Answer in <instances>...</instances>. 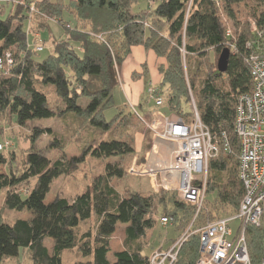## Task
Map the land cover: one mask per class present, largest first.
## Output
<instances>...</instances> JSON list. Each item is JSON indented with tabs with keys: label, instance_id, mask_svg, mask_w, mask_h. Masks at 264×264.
Here are the masks:
<instances>
[{
	"label": "trees",
	"instance_id": "16d2710c",
	"mask_svg": "<svg viewBox=\"0 0 264 264\" xmlns=\"http://www.w3.org/2000/svg\"><path fill=\"white\" fill-rule=\"evenodd\" d=\"M8 8L9 14L0 16V59L7 65L5 57L10 52L14 62L0 70V129L6 117L20 126L34 120L72 119V130H78L74 124L80 121L98 136L79 155L52 159L47 149L37 147L38 141L48 135V147L65 152L64 135L52 126L35 125L22 152L0 150L4 167L0 191L6 189L0 210V264L18 257L22 249L32 264H63V253L76 247L82 258L73 264H150L156 249L151 236L149 244L141 239L148 231L152 234L158 221L173 226L178 236L157 249L170 248L187 229L198 207L180 199L176 191L162 188L159 193L122 194L111 184L113 178L125 176L123 160L135 151L128 139L135 108L118 106L115 90L121 67L136 45L152 49L166 61L159 64L162 78L156 86L164 112L189 120L192 91L200 117L220 148L209 163L204 201L210 209L207 213L202 205L195 222L206 220L202 227L221 218L211 215L220 205L231 209L226 216L238 211L245 188L238 175L240 142L234 121L240 96L254 88L248 58L257 52L264 55V0H146V6L139 0H19L0 8V15ZM34 15L56 20L66 33L54 39L52 53L43 60L36 59L38 50L28 38ZM48 24L46 20L40 27ZM226 47L230 60L228 69L221 72L218 56ZM112 108L117 114L107 119L106 111ZM117 128L120 135H113ZM89 155L107 159L104 173L73 199L57 194L47 201L53 181L73 172ZM4 209L34 210L35 214L7 221ZM93 215L98 218L95 233L79 235L81 222ZM163 216L172 222L164 225ZM195 222L174 264L197 263L201 227ZM119 224L125 225L124 247L112 251L111 238ZM47 238L53 241L52 247L45 243ZM246 238L252 264H260L264 214L259 225H247Z\"/></svg>",
	"mask_w": 264,
	"mask_h": 264
},
{
	"label": "built area",
	"instance_id": "2783aa9c",
	"mask_svg": "<svg viewBox=\"0 0 264 264\" xmlns=\"http://www.w3.org/2000/svg\"><path fill=\"white\" fill-rule=\"evenodd\" d=\"M252 28L255 29L254 22ZM227 33H231L230 27ZM42 49V46L37 47V50ZM5 59L7 65L0 59V70L13 65L10 52ZM248 59L254 88L240 96L234 121L240 142L238 175L245 188L244 196L235 214L208 222L197 230L201 255L196 264H252L246 227L259 225L264 214V55L257 52ZM147 92L157 107L147 116L136 109L134 112L145 123L151 147L145 162L137 164L135 158L128 172L148 175L151 184L158 189L176 191L180 199L197 205L198 215L206 196L209 163L219 155V145L203 123L192 95L193 115L186 120L159 108L164 100L157 94L156 85L149 84ZM223 142L227 149L229 143L224 133ZM9 146L10 141L6 140L0 143V150ZM236 221L235 230L232 223ZM161 222L167 225L172 219L163 216ZM189 235L184 233L166 250L156 249L151 254L150 264H174ZM260 264H264V252Z\"/></svg>",
	"mask_w": 264,
	"mask_h": 264
},
{
	"label": "rangeland",
	"instance_id": "374dc122",
	"mask_svg": "<svg viewBox=\"0 0 264 264\" xmlns=\"http://www.w3.org/2000/svg\"><path fill=\"white\" fill-rule=\"evenodd\" d=\"M19 0H0V3H4L0 5L1 10L5 9V7L9 6L10 3ZM67 1V0H66ZM141 6H146V0H139ZM9 14V8L5 12V14L0 15L2 18L6 17ZM65 19H68V16H64ZM46 20H48V27H40ZM71 20H73L71 18ZM70 21V19H69ZM73 23V22H72ZM28 23L25 24V28L27 29ZM30 27L33 29L29 32L28 38L30 43L36 47L42 46L45 47L44 50H38L36 53L37 60H43L46 58L50 53L53 51V41L54 39H59L62 36H65V28L62 24L58 23L56 20L48 19L41 15H34L32 21L30 23ZM220 56V55H219ZM218 56V59H219ZM190 94L196 100L194 93L191 91ZM192 98V97H191ZM196 102V101H195ZM111 110H107L106 117L107 119L111 118ZM72 123V119H66L64 122L60 119H42V120H34L32 122H27L25 126H20L18 124L13 123L6 117L3 122V128L0 129V143L8 140L10 141V146L8 150L11 148L17 149V151H23L26 147L29 146V142L27 141V134L31 130V128L35 125L40 126H52L54 129L58 131L59 134L64 135V144H65V152L60 150H54L48 147V143L50 142V136L43 135L42 138L38 141L37 147L42 149H47L49 156L52 159L55 158H65L69 159L73 155H79L82 151V147L86 145V143H90V139L93 136H98V133L95 129L84 125L83 123L76 122V127L78 128L77 131L72 130L69 127V124ZM70 128V129H69ZM75 133H74V132ZM119 128L115 130L113 135H120ZM129 137L128 139L132 141L133 146L135 148L134 153L126 155L124 158L125 167L127 168L126 174L122 178H113L111 184L115 186V188L120 191L122 194L130 191H140L145 194L151 193H159L161 189L154 187L151 183V179L148 175H143L141 173L137 174H130L128 172V168L131 166L132 162L137 158L135 161L137 164L145 162V158L147 153L151 147V137L145 127V123L134 114L133 117V124L129 127ZM106 136V134H105ZM141 147V148H140ZM6 152V151H5ZM110 160H115L111 158ZM107 159H97L93 156H87L85 162L79 165L73 172L60 176L53 181L51 186L50 192L47 194V201L52 200L55 195H63L68 197L69 199H73L77 194L84 192L89 186L92 185L94 179L104 173V168ZM0 171H4V167L0 166ZM208 172L207 177V191H208V181H209V174ZM207 191L206 196L207 197ZM6 195L5 190L0 191V205L3 196ZM206 199V198H205ZM204 211L208 213L209 205L204 201L203 202ZM220 210L216 213H211L214 217H222L226 216L228 213L231 212L229 207L221 206ZM209 208V209H208ZM217 210V209H216ZM197 213V212H196ZM196 213H194L193 218L188 223L187 229L181 234L180 237L184 235V233L188 232V235L193 232L194 229H191L192 224L195 222L197 217ZM35 214L34 210H24V211H17V210H8L7 213L4 214L7 221H12L15 218H31ZM206 220L202 224L205 223ZM98 224V218L93 215L91 219L87 221L81 222L79 228L77 229L78 234L81 235L84 232L91 231L93 234L96 231ZM196 227H201L198 221L195 222ZM181 225V227H184ZM238 225V221L232 223V227L236 230ZM186 226V225H185ZM196 228V229H198ZM125 225L119 224L116 231L112 235L111 238V249L112 251L123 249L124 241H125ZM151 236V243L154 249L161 247L164 243L169 242L172 238L178 236L174 232L173 226H162V224L158 221L156 227L153 229L152 234L151 231H148L146 236L141 239V241L145 242V244H149V238ZM178 237V238H180ZM45 243L52 247L53 241L49 238L45 240ZM152 248L149 250L151 251ZM80 251L76 247L72 250L65 251L63 253V264H73L75 261L81 259ZM1 264H32V260L30 256L25 252V250H21L20 255L15 258H9L4 260Z\"/></svg>",
	"mask_w": 264,
	"mask_h": 264
},
{
	"label": "crops",
	"instance_id": "0c3cea01",
	"mask_svg": "<svg viewBox=\"0 0 264 264\" xmlns=\"http://www.w3.org/2000/svg\"><path fill=\"white\" fill-rule=\"evenodd\" d=\"M53 2H68L69 0H51ZM43 47L42 50H44ZM165 59L158 57L152 49L143 45L133 46L131 54L124 61L120 71V85L115 90V100L118 106L129 109H138L140 114L147 116L157 106L155 100L149 98L147 88L149 84L158 85L162 75L159 72V64L165 63ZM147 70L145 72L144 65ZM162 111V106L159 107ZM108 112L106 111V115ZM117 114L116 108H112L111 117ZM141 148V147H140ZM6 191V189H3ZM3 196L0 210L4 206ZM5 213L9 209H4ZM16 219V218H15ZM14 219V220H15Z\"/></svg>",
	"mask_w": 264,
	"mask_h": 264
},
{
	"label": "water",
	"instance_id": "95a60500",
	"mask_svg": "<svg viewBox=\"0 0 264 264\" xmlns=\"http://www.w3.org/2000/svg\"><path fill=\"white\" fill-rule=\"evenodd\" d=\"M230 49L228 47L224 48L221 51V54L218 59V69L221 72H225L228 69L229 60H230Z\"/></svg>",
	"mask_w": 264,
	"mask_h": 264
}]
</instances>
